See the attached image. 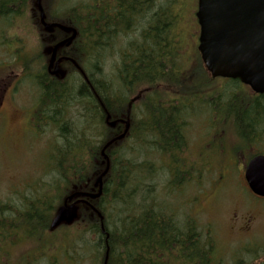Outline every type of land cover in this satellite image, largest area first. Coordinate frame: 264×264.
Listing matches in <instances>:
<instances>
[{
    "label": "trees",
    "instance_id": "1",
    "mask_svg": "<svg viewBox=\"0 0 264 264\" xmlns=\"http://www.w3.org/2000/svg\"><path fill=\"white\" fill-rule=\"evenodd\" d=\"M179 1L43 0L48 21L78 30L65 53L84 72L66 63V71L51 75L47 48L61 40L63 32L42 27L36 0H0V27L10 31L2 33L1 43L14 45L10 61L0 63V69L21 72L39 92L29 112L30 130L39 136L53 127L59 132V138L48 143L45 175L26 183L21 198L0 202V264L56 263L57 242L74 235L72 228L95 236L80 239L91 249L95 264H104L106 258L108 264H264V247L248 243L239 245L227 262L211 228L202 227L181 212L177 200H170L193 182V172L205 167L197 165L195 147L188 143L193 120L212 113L204 118H210L208 125L227 126L225 116H234L239 130L245 131L240 137L234 134V148L213 151L222 176L224 168L236 166H223L228 157L239 163L240 155L248 160L262 152L252 149L264 136V94L254 95L231 80L219 100L206 96L215 91L218 79L206 70L197 47L185 49ZM24 36L34 37L36 46L29 49ZM108 60L113 63L111 74ZM139 90L142 97L132 106L128 134L106 150L110 169L103 193L90 200L104 220L81 205L73 224L52 229L67 196L96 190V178L106 166L102 149L118 134L107 123V114L112 119L125 115ZM207 107L210 112L203 115ZM197 150L204 155L212 148ZM155 156L158 164L151 158ZM29 188L31 195H24ZM75 235L77 241L60 252L74 260L68 251L78 244ZM14 247L16 253L10 250Z\"/></svg>",
    "mask_w": 264,
    "mask_h": 264
},
{
    "label": "rangeland",
    "instance_id": "2",
    "mask_svg": "<svg viewBox=\"0 0 264 264\" xmlns=\"http://www.w3.org/2000/svg\"><path fill=\"white\" fill-rule=\"evenodd\" d=\"M170 7L172 8L174 5ZM176 8L182 9L180 28L184 34V47L187 51L194 49L197 47L199 36V25L195 16L197 0H180ZM25 40L29 49L37 44L34 37L27 36ZM5 57L6 54L0 47V58L10 61V57ZM112 66V61L108 60L106 70L109 73H112ZM8 74L5 70L0 69V96L3 90L7 89V85L12 87L13 84V87H16L13 82L19 83L17 88H13V92L12 90L9 93L4 91V100L0 104V202L6 201L9 197L21 198L26 183L35 182L39 176L45 175L46 166H48L46 158L49 156L47 154L48 143L56 137L59 138V132L55 127L41 136L30 130L28 112L38 98L39 92L36 86L28 81L21 72ZM227 80L218 79L215 82V91L207 92L206 96H210L209 98L213 100H219V94H222L230 85ZM244 89L247 90V88ZM198 103L200 102L195 104ZM209 112L210 108L207 107L203 115ZM211 114L193 120L188 130V143L191 148L195 147L193 159L197 161L198 166L205 167L201 171L193 172V182L187 184L180 193L175 194V198L170 197V200H177L181 212L193 216L202 227L209 226L211 228L225 260L230 262L231 258L239 252L238 249L241 247L239 245L247 242H250L248 244L251 246L261 247L264 245V198L250 194L244 178L245 165L243 161L246 162V159L242 155H240L241 158L238 157L239 163L237 159L228 157L223 166H236H233L232 170L224 168L223 176L221 175V169L218 168V160L213 151L220 150L221 147L235 146L237 142L234 134L236 133L240 137L245 131L239 130L234 116H225L224 118V121L228 122L227 126L230 127L223 126L222 123L212 127L207 122L210 118L204 119ZM216 116L220 119V112ZM74 123L76 124L77 121ZM204 128L210 131H206ZM223 138L225 139L223 140ZM196 146L199 149L211 146L212 150L209 151V154L202 155ZM257 146L264 151V136ZM252 152H255V148L252 149ZM151 158L157 164L159 163L156 156ZM10 188L18 192H12ZM31 190L29 188L24 195H31ZM71 231L74 235L58 240L59 247L55 250L57 261L52 264H95L94 257L90 256L91 249L83 247L81 241L94 240L95 236L80 232L78 228H72ZM75 233L78 235V244L68 251V254L75 258L74 260L61 255L60 252L61 248L64 249L77 241ZM62 234L58 233L56 238H61ZM45 239H49V237ZM29 248L31 249L30 245L23 248V252ZM10 250L16 253L18 248L14 247ZM38 264L48 263L44 261Z\"/></svg>",
    "mask_w": 264,
    "mask_h": 264
},
{
    "label": "water",
    "instance_id": "3",
    "mask_svg": "<svg viewBox=\"0 0 264 264\" xmlns=\"http://www.w3.org/2000/svg\"><path fill=\"white\" fill-rule=\"evenodd\" d=\"M37 5L41 23L46 30L60 28L71 33L69 37L51 47L52 55L49 63L51 73L53 75L62 73L59 66L63 59H70L82 70L73 58L60 57L56 60L59 49L71 45L77 38V29L59 22H46L41 0H37ZM196 16L200 26L198 50L212 77L238 79L249 85L254 92L264 94V0H198ZM137 98L138 96L132 101ZM110 118L111 115L108 114L107 122L111 127L123 122L125 130L109 140L102 149L106 168L95 181L98 191H76L67 196L52 219V229L62 224H72L79 216L80 203L91 206L103 220V215L87 198L98 199L102 195L104 177L110 169L106 150L116 141L123 139L131 125L129 118L120 120H110ZM245 178L250 190L255 195L264 197V154L256 155L248 162ZM102 229L105 231L104 227Z\"/></svg>",
    "mask_w": 264,
    "mask_h": 264
},
{
    "label": "flooded vegetation",
    "instance_id": "4",
    "mask_svg": "<svg viewBox=\"0 0 264 264\" xmlns=\"http://www.w3.org/2000/svg\"><path fill=\"white\" fill-rule=\"evenodd\" d=\"M107 7H108V8H107V11L109 12V15L111 16L110 5L108 4ZM109 18H110V17H107L108 20H109ZM3 28H4L3 26L0 27V47L3 48L4 53L6 54V57H10V56H11V52H12V50L14 49V45L11 44V45H13V46H8V45H4L3 43H1V35H2V33H5V34L10 33V31H6V30L3 31V30H2ZM150 29H151V28H150ZM141 33H142V32H141ZM141 33L138 32L139 36H140ZM26 37H27V36H26ZM26 37H25V36L22 37V39H24V43H26V40H25ZM15 47H16V46H15ZM60 56H65V55H64V53L59 52V53H58V57H60ZM6 57H5V58H6ZM7 86H9V85H7ZM5 90H8V89H4V90H3L1 97L4 96V91H5ZM116 128H117V130L120 132V131L124 130L125 126H124L123 123H119V124L117 125Z\"/></svg>",
    "mask_w": 264,
    "mask_h": 264
}]
</instances>
